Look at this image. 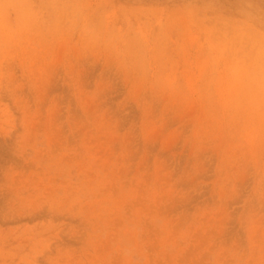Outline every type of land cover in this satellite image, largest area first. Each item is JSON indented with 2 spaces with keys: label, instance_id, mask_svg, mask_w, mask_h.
<instances>
[{
  "label": "rangeland",
  "instance_id": "1",
  "mask_svg": "<svg viewBox=\"0 0 264 264\" xmlns=\"http://www.w3.org/2000/svg\"><path fill=\"white\" fill-rule=\"evenodd\" d=\"M0 264H264V0H0Z\"/></svg>",
  "mask_w": 264,
  "mask_h": 264
}]
</instances>
